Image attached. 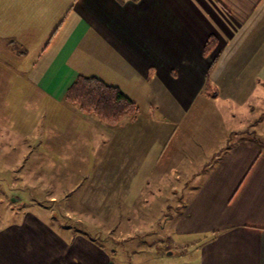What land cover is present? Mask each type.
Listing matches in <instances>:
<instances>
[{
	"label": "crops",
	"instance_id": "obj_1",
	"mask_svg": "<svg viewBox=\"0 0 264 264\" xmlns=\"http://www.w3.org/2000/svg\"><path fill=\"white\" fill-rule=\"evenodd\" d=\"M211 34L218 43L205 55ZM78 74L97 75L126 92L142 91L149 107L152 81L159 96L155 107L171 105L179 112L189 111L208 75L219 90L212 97H227L221 109L227 120L230 106L236 107L231 120L241 137L182 194L175 195L173 187L168 191L177 197L176 205L161 186L149 192L150 197L161 192L160 199L142 200L146 207L172 205L173 231L200 239L198 257L189 264H264V143L255 132L264 118V0H0V80L6 81L0 86V108L8 114L7 122L0 121V171L19 170L31 145L49 146L46 136L30 142L12 120L20 106L36 105L46 127L61 132L62 145L70 146L75 131L83 144H97L103 128L109 148L98 173L101 180L82 182L86 196H73L81 181L53 185L46 172L25 171L28 185H52L49 199H62L69 209L130 208L133 193L140 201L145 192L143 186L133 191L144 182L133 179L150 176L147 171L157 166L175 130L153 110L151 119L110 125L66 106L65 91ZM59 107L67 113H57ZM70 155L64 154L66 166ZM75 157L78 166L86 167L93 154ZM121 177L125 185L118 187ZM0 264L117 262L85 234L62 233L47 219L24 211L16 221L0 223Z\"/></svg>",
	"mask_w": 264,
	"mask_h": 264
},
{
	"label": "rangeland",
	"instance_id": "obj_2",
	"mask_svg": "<svg viewBox=\"0 0 264 264\" xmlns=\"http://www.w3.org/2000/svg\"><path fill=\"white\" fill-rule=\"evenodd\" d=\"M5 84L6 81L0 80V86ZM148 85L154 91V101L151 103V107L148 106L149 97L142 91L133 92L130 90L126 92L123 88L122 90L136 100L140 106L138 120L148 116L151 119L152 111L150 110H153L159 118L166 120L168 128H173L175 133L171 138H167L163 155L157 166L153 169L151 166V169L147 171L150 176L133 179L137 183L144 181L138 188L135 185L133 188V191H139L142 186L145 187L140 201L136 198L139 197V194L133 193L135 201L130 208L69 209L64 200L51 201L49 199L52 185H49L50 188L38 185L30 187L28 185L29 178L23 177L25 171L28 170L30 174L32 171L35 174L46 172L50 176L47 179L53 185L57 180L62 181L64 187H69L74 181H81V187L75 190L77 192L73 196H86V193L81 191L82 182L88 185L92 180H101L98 173L104 160L108 158L107 148L109 147L104 143L106 133L103 128L99 129L100 140L97 144H83L80 142L81 138L77 139L75 131V137L70 146L62 145L61 132L58 129L47 128L45 115L39 117L36 105L29 106L27 104L26 108L20 106L12 113V120L21 127L23 133L28 134L30 142L36 136L41 138L46 136L49 146L45 144L31 145L30 152H26L24 157L21 156L19 170L5 171L3 169L0 171V223L16 221L22 217L24 211H30L47 219L57 231L69 235L75 232L85 234L101 247L111 251L117 264H189L191 260L194 262L195 257H198L197 249L200 239L193 237L194 235H181L173 231L170 215H174L176 212L172 205H176L178 201H176L177 197L173 198L172 194H169L171 192L168 193V191L173 187L175 195L182 194L186 184L193 185L198 182L200 171L208 170L211 164L216 163L218 155L224 153L233 142L241 137L239 135L242 134V131L237 129L235 131L231 120L232 110L235 112L236 107L231 108L230 106L229 114L231 116H229L230 120H227L226 112L224 110L221 112V109L226 106L227 97L222 95L212 97L202 91L195 98L188 112H179L176 107L173 108L171 105H166V110H163V108L155 107L157 97H159L155 83L149 81ZM26 99L29 101L30 98ZM2 100L4 97L0 96V106ZM64 104L82 112L74 103L64 101ZM60 112L67 113L65 109L60 110L59 107L57 113ZM7 115L0 108L2 123L7 122ZM262 119L264 122V118ZM74 121L72 119V123ZM128 121L129 119H125L123 122L127 123ZM263 122L259 123L257 131H255L262 143H264V132H261ZM32 125H34L33 129ZM113 128L120 130L121 127L113 126ZM121 130L124 131V128ZM113 131L117 132L114 129ZM211 149L213 152L208 154ZM79 153L93 154L88 166L84 162L86 167L77 165L75 155ZM64 154L74 155L73 158H68L67 166ZM92 165L95 166L92 167ZM68 171L72 175L67 177ZM20 172L22 177H20ZM125 180V177H121V180L116 181V185L118 187L125 185ZM158 186L165 190L166 196L170 195L172 199L170 204L172 205L169 208H158L156 203L152 207H146L147 205L143 202L144 197L151 202L153 197L161 194L159 192L153 197L149 196V192L156 190ZM57 195L61 197V193H57ZM157 198L160 199V196ZM117 205L120 206L121 203H117ZM64 237L72 238V236Z\"/></svg>",
	"mask_w": 264,
	"mask_h": 264
},
{
	"label": "trees",
	"instance_id": "obj_3",
	"mask_svg": "<svg viewBox=\"0 0 264 264\" xmlns=\"http://www.w3.org/2000/svg\"><path fill=\"white\" fill-rule=\"evenodd\" d=\"M218 41L215 35L207 38L203 52L209 55L216 47ZM215 58L212 60L214 64ZM203 92L207 95H216L218 89L209 80L207 75ZM64 98L76 104L79 109L99 120L116 125L125 119L135 120L140 112L138 103L127 95L120 86L109 83L97 75L78 74L68 85Z\"/></svg>",
	"mask_w": 264,
	"mask_h": 264
}]
</instances>
